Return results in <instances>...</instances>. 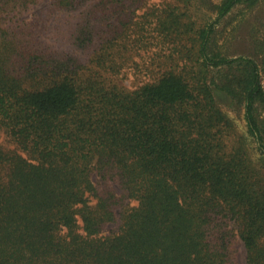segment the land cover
<instances>
[{"label": "trees", "instance_id": "1", "mask_svg": "<svg viewBox=\"0 0 264 264\" xmlns=\"http://www.w3.org/2000/svg\"><path fill=\"white\" fill-rule=\"evenodd\" d=\"M180 1L0 0V264H264V62L209 52L257 0Z\"/></svg>", "mask_w": 264, "mask_h": 264}, {"label": "rangeland", "instance_id": "2", "mask_svg": "<svg viewBox=\"0 0 264 264\" xmlns=\"http://www.w3.org/2000/svg\"><path fill=\"white\" fill-rule=\"evenodd\" d=\"M145 1L149 4H159L164 0ZM167 1L168 3L175 2V0ZM215 1L217 0H198L197 3L200 6L198 16L201 18H208L210 4ZM183 2V0L180 1V3ZM185 2H187V0H185ZM184 42L190 44L187 37H185ZM210 48L212 50H209V52L220 53L221 55L232 57L242 55L250 56L259 63L262 61L264 62V0H257L252 6H249L247 3L236 5L227 17L222 18L219 23H217ZM186 51L187 50H185V52ZM181 64L188 70L196 67L195 63L189 57H186ZM146 78L147 77H145L144 80ZM262 79L264 85V75L262 76ZM124 82L131 85L137 82L141 83L142 81L137 79L132 73H129L128 78H125ZM223 108L233 122L232 127L226 130L228 134L226 136L227 143L232 146L237 133L245 129L242 122V111L235 105H225ZM260 113L261 118H263L264 111H261ZM250 147H252L251 144ZM115 225H117V222L109 224L104 229V232H107L108 229L113 228ZM245 255L243 244L238 238H236L231 245V259L227 264H247Z\"/></svg>", "mask_w": 264, "mask_h": 264}]
</instances>
